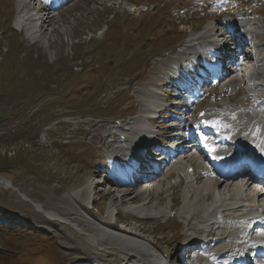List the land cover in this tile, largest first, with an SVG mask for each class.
Listing matches in <instances>:
<instances>
[{"label":"rangeland","instance_id":"374dc122","mask_svg":"<svg viewBox=\"0 0 264 264\" xmlns=\"http://www.w3.org/2000/svg\"><path fill=\"white\" fill-rule=\"evenodd\" d=\"M261 3L259 15L249 14L239 5L233 13L239 21L244 19L257 29L255 41L264 49V1ZM125 4L137 5L135 12H128ZM192 4L187 0H77L38 28L41 39H45L43 44L40 40L31 43L25 31L15 28L19 0H0V175L43 210L58 213L82 227L85 222L79 214L88 219L105 217L108 203L114 200L110 228L136 233L168 254L169 264H180L175 254L186 237L177 214L183 204H189L184 202L186 181L178 190L169 191L170 185L178 182L174 171L167 178L171 163L159 173L157 186L149 192L129 187L132 193L121 195L118 186H110V179L103 180L105 185L94 184L108 167L114 147L122 148L119 151L123 155L129 153L123 147V136H130L133 119L141 108L143 97L139 91L153 72L186 40L231 14L221 18L183 14V8ZM211 4L207 2L209 10L213 8ZM232 45L234 49L236 46ZM248 50L249 45H243V55ZM5 83L11 84L12 98H7ZM21 85L25 86V97ZM29 87H33L31 91ZM241 88L238 80L229 87H209L201 95L199 105H192L197 100L186 106L190 118L208 102L227 107L230 98V107L237 108L239 101L248 98ZM261 89L264 87H259V93ZM253 94L257 95L256 90ZM253 107L254 101L250 100L246 108ZM175 114L177 117L180 112ZM66 117L72 123L65 122ZM162 119L154 123L153 131L167 129V123H160ZM89 182L93 188L87 204L81 205L69 192L81 189L84 196ZM205 183L207 179L200 184L190 181L189 186L200 189ZM106 185L107 192H102ZM171 200L176 208L166 214L167 218L140 220L133 214V206L139 204L167 210ZM0 213V223L7 215L36 231L28 234L19 229L7 230L0 224V264H106L84 250L87 242L72 226L46 219L29 202L2 186Z\"/></svg>","mask_w":264,"mask_h":264},{"label":"bare ground","instance_id":"6f19581e","mask_svg":"<svg viewBox=\"0 0 264 264\" xmlns=\"http://www.w3.org/2000/svg\"><path fill=\"white\" fill-rule=\"evenodd\" d=\"M33 10L34 9L29 4L28 0H19L17 15L14 20L15 28L20 32L25 31V34L29 36L33 42L40 40L44 44L45 39H41L38 31V22L33 18ZM233 12L234 11H231V14L222 21L205 26L200 35L196 34V37L193 36L186 40L178 51L165 60L164 63L153 72L148 84L145 85L144 89L139 91L140 96L143 98H141V108L138 111V115L133 119V126L129 134L130 136H126L127 138L123 136L124 138L122 142H125L123 147L130 152L123 155L119 151L120 148L116 149L114 147L110 151L111 157L115 159L117 157H125L124 160L127 162L132 161L129 158L130 156L135 160H138L139 157H143L144 160L151 161L150 157L144 154V146L138 145L147 144L149 141L146 142V137L150 133H153L148 126L149 121L154 122L159 119V117H153L150 119L152 113L160 107L167 106L168 98H174L175 101L177 100L175 104H181V100L187 101L188 105L199 100L200 96L193 95L194 92L192 91L188 92L189 98L187 99L185 97L187 90H183L186 89L188 81L193 83V78H195V76L200 79L205 73H212L210 62H208L206 58L209 56H215L213 54L216 52L217 34L225 28L231 30V27L234 26L236 31L240 32L239 35L242 36V38H236L235 35H232L231 39H224L223 34L219 35L221 36V41L226 42L227 45H230L232 42L236 46L234 49L232 48L233 51L230 53L234 63H236L238 57L243 54V45L251 44L250 50L244 53L246 56L244 59L248 61V64H253L251 74L257 78V82L259 83L258 86H264V71L262 72L264 49L261 48L263 49L261 50L257 45L258 43L255 41V33H257V29L255 30L250 24H247L242 20L239 21L238 16ZM45 22H47V20ZM252 25L257 26L256 22H253ZM195 29L197 28H191L192 31ZM224 81H229L228 76L222 78L219 83H223ZM258 86L252 87L248 91L243 88L241 89L248 96L255 97L253 95V90ZM224 87H229V85L224 84ZM233 87H230L231 90H233ZM181 93L183 94L182 96H180ZM235 94H237V91L231 95ZM257 98V102H259V97ZM228 102L227 107H225V104L219 107L212 102H208L206 107H201L200 110H204L206 116L210 119H219L218 131L225 133L224 140L233 141L238 144V139H253L257 147L256 160H264V102H262V104L259 103L257 107H254V109H251L250 111H247L246 109L247 104H249L248 98L239 101L237 103V108L235 109L230 107V98H228ZM179 108L182 110L184 107ZM198 112L193 119L197 118ZM182 115L183 114H180L176 118H181ZM190 115V112L185 111V114L183 115L185 122L192 119L190 118ZM165 123L167 122H164V124ZM193 123H196V121ZM171 126H174V124H171ZM170 128L165 130H169ZM218 139L223 141L222 138ZM167 140L171 141L169 138H167ZM241 146L242 145H239V147ZM178 157V159L171 158V164L173 166L172 170L177 173L178 182L175 186L170 185L169 191L174 188L178 190L184 184L183 181H186L184 202L189 204L187 206L183 204L180 209L177 208L179 209L177 216L180 222L178 219L177 221L180 224L182 223L183 234L186 237L184 238L186 242L181 245L179 251L187 249L188 253H186V255L189 257H180L179 252H177L175 254L176 261L180 264L182 262L187 264V259L194 258L193 260H196L193 264H195L198 263L197 258L200 256L201 264H224L226 261H231L233 258H237L239 252L235 253V251L243 248V246H248L246 242L248 238V229L246 227L245 217L259 209L264 211V192L255 191L256 193L253 197L250 195V190L252 188L256 189V186L250 181L240 184L241 180L235 178V176H230L228 179L222 180H218L216 178L217 176L211 177V174L204 171L203 168L201 170L198 168L194 162L195 159L190 156V150L185 152L179 151ZM189 167L193 168V172L190 175L185 173V170ZM98 177L103 180L110 179L109 173L105 171V169L100 172ZM206 179L208 183L203 184L200 189H192L191 186H189L190 181L192 183L200 184ZM102 183H104V181H102ZM0 185L14 190L1 179ZM92 186L93 184L89 182L84 188V196L82 194L83 190L79 189L69 192L70 197L79 201L81 205L87 204L89 190ZM110 186L117 187L118 183ZM14 192L16 191L14 190ZM128 194L129 193L125 192L123 195ZM155 194L156 192L154 195ZM172 201L173 200H171L172 205L167 207L168 211L166 209H162L163 211H157L153 207L148 209L146 208L147 204H139L133 206L135 207L133 208V214L139 217H136V219L141 218L140 220H152L154 218H156L155 220H158L161 216L167 218L166 214L176 208L175 201L173 203ZM260 203H263V205H259ZM37 205H35L36 210L42 213L46 219L72 226L85 238L87 243L83 244L84 250H89L91 254L95 255V258L97 256L103 259L106 264H116V262H119V264H169L171 262V258L168 254L152 247L148 244L149 242L147 243V241L136 233L113 231L110 228V219L112 218L111 208L114 205V200H110L108 203L105 217L94 218V220L90 218L88 219V217L79 214V218H82L83 222H85L84 227H82V225L80 226L76 221L60 216L58 213L55 214L51 211L43 210L40 204ZM164 210L166 213H164ZM89 221H91V224L88 226ZM198 239L208 240L209 246L203 254L194 255Z\"/></svg>","mask_w":264,"mask_h":264},{"label":"trees","instance_id":"16d2710c","mask_svg":"<svg viewBox=\"0 0 264 264\" xmlns=\"http://www.w3.org/2000/svg\"><path fill=\"white\" fill-rule=\"evenodd\" d=\"M3 219H2V223L3 226H1L2 228H4V226H6L7 230H15V229H19L22 231H27L28 234L30 233H34L36 232L34 229H29L27 228L28 225H23V223H19L17 222V220H15V218H7V215H3ZM0 217H1V213H0ZM0 223V224H2Z\"/></svg>","mask_w":264,"mask_h":264},{"label":"water","instance_id":"95a60500","mask_svg":"<svg viewBox=\"0 0 264 264\" xmlns=\"http://www.w3.org/2000/svg\"><path fill=\"white\" fill-rule=\"evenodd\" d=\"M0 179H1L4 183H6L9 187L13 188V186L11 185V183H10L9 180H7V179H5V178H2L1 176H0ZM13 189L18 193L19 196L23 197L24 200H26V201H28L29 203H31L34 207H35V205H37V204H35V203H32L27 197H25V196L22 195L21 193H19V191L17 190V188H13ZM37 206H38V205H37Z\"/></svg>","mask_w":264,"mask_h":264},{"label":"snow or ice","instance_id":"6c2138e0","mask_svg":"<svg viewBox=\"0 0 264 264\" xmlns=\"http://www.w3.org/2000/svg\"><path fill=\"white\" fill-rule=\"evenodd\" d=\"M211 126H212V127H215L216 125H215V123H213Z\"/></svg>","mask_w":264,"mask_h":264}]
</instances>
